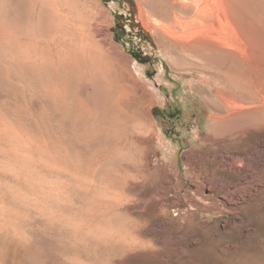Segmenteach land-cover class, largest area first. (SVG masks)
I'll return each mask as SVG.
<instances>
[{"label":"rangeland","instance_id":"1","mask_svg":"<svg viewBox=\"0 0 264 264\" xmlns=\"http://www.w3.org/2000/svg\"><path fill=\"white\" fill-rule=\"evenodd\" d=\"M0 2L3 20L29 22L27 1ZM86 2L113 61L106 82L20 63L0 41V264H63L65 253L87 264L264 261V189L228 202L241 179L264 178V129L250 131L246 171L222 169L240 150L226 136L239 123L212 121L222 103L211 91L230 90L203 81L181 42L146 24L139 5L160 12L162 0ZM120 84L130 97L116 103L110 87ZM102 229L137 241L98 243Z\"/></svg>","mask_w":264,"mask_h":264},{"label":"bare ground","instance_id":"2","mask_svg":"<svg viewBox=\"0 0 264 264\" xmlns=\"http://www.w3.org/2000/svg\"><path fill=\"white\" fill-rule=\"evenodd\" d=\"M23 1H27L31 11L30 20L27 19L29 22L25 25L3 20L0 6V41L8 43L10 51L20 63L37 66V69L40 66H52L56 69L59 66H70L76 68L81 73L79 75L92 83L108 81L114 68L113 61L107 56V44L93 29L91 14L94 12L88 10L90 7L86 0ZM143 3L145 5L141 3L139 7L145 16L146 24L154 29L165 30L166 36L181 42L182 50L201 63L199 69L203 81H215L230 90L228 92L225 89L222 92L218 89L220 86H212L211 92L220 98L222 105L215 106L214 113L209 117L216 123L224 120H236L239 123L237 127L226 132V136L228 142L235 144L240 150L227 154L226 160L220 166L228 171H246L250 164L243 151L247 148L250 131L255 128L262 133L264 129V2L162 0L163 7L160 12L147 10L146 2ZM238 60L243 61L245 65H238ZM217 61L222 64L218 65ZM249 69L257 74L256 81L251 79ZM110 88L116 103L126 101L130 97L131 90L124 84L116 88L111 85ZM140 126L136 125L134 131L141 130ZM262 135L259 134V137L263 138ZM255 151L258 167L264 168V138L259 139ZM236 187H240V193L235 198L228 199V202L234 205L251 202V199L264 189V178L248 181L244 177ZM204 199H207L206 196ZM262 205L264 208V203ZM231 208L229 207L232 211ZM233 212L238 213L236 207ZM1 228L0 233L6 231L4 226ZM107 231L108 229L94 231L98 235L97 239L101 240H97L98 243L110 240L119 245L120 249H124L137 241L135 236L111 234ZM61 257L63 264H87L85 260L68 253ZM232 263L264 264V261L244 257Z\"/></svg>","mask_w":264,"mask_h":264}]
</instances>
